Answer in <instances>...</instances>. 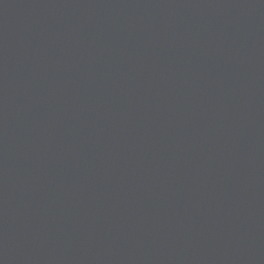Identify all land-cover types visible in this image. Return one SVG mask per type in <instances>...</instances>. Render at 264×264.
Here are the masks:
<instances>
[{
    "label": "water",
    "instance_id": "obj_1",
    "mask_svg": "<svg viewBox=\"0 0 264 264\" xmlns=\"http://www.w3.org/2000/svg\"><path fill=\"white\" fill-rule=\"evenodd\" d=\"M0 264H264V0H0Z\"/></svg>",
    "mask_w": 264,
    "mask_h": 264
}]
</instances>
